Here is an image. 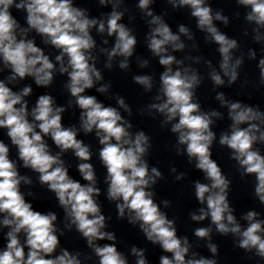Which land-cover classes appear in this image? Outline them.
Wrapping results in <instances>:
<instances>
[{
  "label": "clouds",
  "instance_id": "9594fccd",
  "mask_svg": "<svg viewBox=\"0 0 264 264\" xmlns=\"http://www.w3.org/2000/svg\"><path fill=\"white\" fill-rule=\"evenodd\" d=\"M122 3L123 0H99L100 5L111 4L112 11L98 19L75 6L73 0H0V74L8 73L0 78V129L6 130L10 141L9 144L0 139V230L7 229L0 264H87L93 257L94 264H129L128 255L118 250L116 233L108 230L112 217L102 211L99 202L102 189L90 162L93 152L90 145L78 139L81 132L94 133L98 139V159L106 169L103 194L114 203L117 219L138 226L147 241L170 254L162 255L159 264H217L214 258L196 252L190 255L192 245L187 237L178 236L176 218L170 219L156 202L153 188L164 177L157 167L150 168L146 159L152 148L150 136L143 130L133 131V124L120 111L123 109L131 116L129 104L117 96L118 107L105 106L95 95L86 94L93 88L107 94L111 88L110 83H100L104 77L96 66L98 57L93 55L97 48L93 29L115 37L110 49H99L107 58L104 67L112 69L114 60L121 58L119 68H129L137 38L121 23L127 11L119 10ZM151 3L152 0H139L137 7L150 18L147 47L159 58L164 71L153 102L141 114L144 111L149 115L160 114L161 127L170 125V132L176 135V154L186 155L189 163L195 161V169L203 173L206 182H193L194 196L201 206L190 213V219L197 223L210 220V225L196 228L194 235L209 241L206 246L213 257L218 253L217 245L210 242L215 230L224 236L231 235L236 247L254 252L264 260V219L259 218L257 211L249 210L241 217L246 225L238 221L229 200L232 181L213 159L212 149L217 140L213 125L224 119V114L218 110L202 111L195 100L201 76L169 51H183L186 44L181 37L193 40V34L183 24L178 32H173L162 16L153 13ZM168 3L175 9L190 8L197 28L206 33L205 39L218 46L219 71L207 62L213 84L222 87L225 78L228 86L235 84L244 58L234 56L238 41L220 31L215 23L227 26L228 17L219 11L213 13L206 0H168ZM237 3L249 9L245 20L255 25L254 41L264 43L261 32L264 0H237ZM13 10L25 13L26 26L17 20ZM32 33L41 37L45 46L57 50L54 61L44 48L37 46ZM103 43L108 44V40ZM248 57L255 60L256 52L249 49ZM200 60L201 57L195 58L196 63ZM148 65V60H139L141 68ZM258 68L260 83L264 84V58L259 59ZM57 73L67 77L64 88L71 97L67 106L58 105L53 95L45 93L30 107L28 98L34 89L30 84L19 87L21 82L31 78L36 87L47 89L53 85ZM132 79L145 92L154 88L150 75H134ZM215 99L227 109L231 122L220 133L218 143L230 150V159L235 161L241 180L255 177L254 195L264 205V154L256 147L264 145V111L258 106L228 100L223 92H218ZM73 106L79 109V126L66 127L63 116ZM49 139L57 151H53ZM12 147L16 149L15 159L11 156ZM69 151L78 161L76 167L84 183L69 174L71 165L63 158ZM22 170H30L36 179L22 174ZM171 172L175 173L176 168H171ZM183 178L184 173L175 177ZM37 183L54 194L63 212L62 219L56 211L34 208L32 200L37 194L31 189ZM161 203L167 209L171 202ZM73 231L85 241L91 255L62 245L61 237ZM145 251L136 246L130 248L135 264H148Z\"/></svg>",
  "mask_w": 264,
  "mask_h": 264
}]
</instances>
